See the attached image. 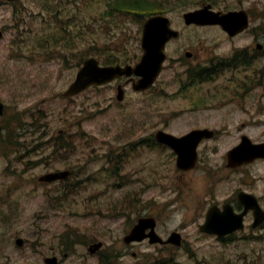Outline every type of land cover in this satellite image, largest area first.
<instances>
[{"label": "rangeland", "instance_id": "374dc122", "mask_svg": "<svg viewBox=\"0 0 264 264\" xmlns=\"http://www.w3.org/2000/svg\"><path fill=\"white\" fill-rule=\"evenodd\" d=\"M69 1L22 0L16 4H0V30L7 28L0 40V97L10 104L12 130L15 124H19L18 120H14L15 116L24 109L31 108V113L22 118L31 129H25L24 142L30 148L39 142L44 144L42 153L31 151L28 154L26 150L16 152L11 143L10 152L4 154V148L10 141L7 137L0 140V264H46L45 258L52 256L59 258V264H98V256L89 255L85 244H77L72 253L71 248L75 246L72 243L68 245L64 240H69L71 230L74 229L92 236L89 241L91 238L101 239L110 250L127 251L128 256L123 264H160L155 257L162 258L161 263L167 260L172 264H245L246 261L250 264H264V242L251 241L239 246L237 243L222 246L213 241V237H206L198 230L203 221L201 216L212 204V199L215 196L224 198L234 186L232 178L218 186L210 185L214 175L218 177L223 174L217 171L223 164L224 154L238 142V135L232 124L231 134L223 133L212 141L208 165L203 161L200 169L191 174L183 175L178 171L176 159L172 157L170 150L146 144L128 146L130 142L148 139L160 129L182 136L192 128L222 127L221 112L201 114L190 111L191 100L206 94L207 87L196 90L197 85L187 86L181 89L184 91L181 96L175 97L181 81L187 82L186 76H183L186 65L175 64L161 76L156 83L154 97L153 94L143 96L129 89L128 98L121 107L113 103L116 102V92L108 88L100 92L91 90L92 92L74 100L62 96L75 79L84 56L105 60L109 55L112 58L118 56L121 61H137L142 55V24L147 19L143 18L144 9L135 11L133 8L129 10L138 13H115L101 19L108 0H79L76 4ZM172 1L176 3L175 0ZM220 1L225 11L252 10L254 15H251L255 18L252 30L258 34L257 38L251 32L231 38L218 27L186 26L183 14L202 7L206 2L194 0L182 7L175 6L169 13L172 26L181 31L180 38L167 45L166 50H169L172 58H185V50L196 52L197 59L194 62L203 59L200 54L209 50L225 53L230 50H246L257 47L258 44L263 46L258 50H264V0ZM50 8H55L54 14L46 12ZM78 8L81 14L74 18L77 25L74 31V48L68 50L66 43L57 50L42 48V34L48 32L50 22L45 20V15L51 19L58 17V14L68 15ZM69 36L72 37L71 33ZM65 55L67 59L64 58ZM260 62L262 64H259V69L262 70L264 57ZM169 63V67L172 66V61ZM225 76L233 78L232 73L226 72ZM244 77L248 75L245 73L239 78ZM165 92L172 96L166 97ZM189 93L194 95H188ZM36 105L38 107L35 109ZM235 120L237 122L238 118ZM35 123L39 128L32 127ZM81 130L86 135L75 137V151L68 156L73 160L71 165L74 170L82 171L84 166L86 176L100 170L103 160L87 163L91 148L103 154L125 155L123 167L119 171L121 175L107 178L104 185L109 183L111 186L116 179L126 182L121 188L109 186L107 195L104 189L102 198L94 197L91 201H111L114 204L119 200H131V196L127 194L135 190L138 193L133 198L136 199L134 207H130V202H127L117 211L127 212L126 214L117 217L86 216L85 213L89 211L69 209L57 201L59 188L51 190L50 197H47L38 183V176L53 167L27 165L30 159L38 160L41 156L51 154V140L61 131L71 134ZM14 137L11 136L12 142L16 141ZM258 137L259 139L254 137L256 141H264V138ZM55 160L57 168L68 169L64 164L66 161ZM74 166H77L76 169ZM110 166L113 167V164ZM252 172L256 177L253 179L254 192L262 195L264 179L257 177L264 172V163H258ZM223 175H232L237 180L242 177L237 172ZM74 179L82 177L72 180ZM253 181L250 180V183ZM100 189L102 186L92 189L80 201H87L91 194L98 196L96 193ZM70 200L77 202L71 197ZM262 201L264 203V198ZM143 213H151L157 218V230L163 236H168L173 231L182 232L189 242V251L186 248L160 250L163 246H151L148 243L137 247L125 245L120 240L122 234L127 232L134 218ZM106 231L109 235L105 234ZM258 232L264 233V229ZM18 238L25 241L23 247L17 246ZM138 251L144 254L134 257L133 253H139ZM241 252L248 258L238 262L237 257Z\"/></svg>", "mask_w": 264, "mask_h": 264}, {"label": "flooded vegetation", "instance_id": "af4514ba", "mask_svg": "<svg viewBox=\"0 0 264 264\" xmlns=\"http://www.w3.org/2000/svg\"><path fill=\"white\" fill-rule=\"evenodd\" d=\"M21 1V0H20ZM19 0L16 2H11V4H16L17 2H20ZM0 4H6L9 5L8 2L0 0ZM7 28L5 27L2 33L5 35ZM57 45V43H54ZM46 48L49 49L51 48V43L47 42L46 43ZM196 51V50H195ZM234 52L233 56L236 55L238 50H231V54ZM186 53V52H185ZM191 56V63L193 68L189 70L188 68L185 69V71L190 72L191 75L193 76H202L204 73L206 74H212L217 71V69H220L224 66H229L230 70H237L239 67L244 66L242 64L243 62L246 65H250L254 60H259V55H252L251 50H242L239 52V54L242 56L241 62H237L236 64H226L224 61L225 57L223 55H220L222 52H218V50H209L208 52L201 53L200 55L203 57V59L198 60L194 62L193 60L197 59L196 52H189ZM243 61V62H242ZM203 62H206V66H204ZM173 66L175 64L178 65H184V58L182 57H177L173 58ZM168 71L167 68L165 67V72ZM184 71V72H185ZM135 78L133 79H127V78H121L118 80H115L113 84L101 87L100 89H110L113 92H118L119 89H123L124 92V98L122 102H119V106H123L124 102L128 98V91L131 89L132 92L137 93L134 88ZM202 83V84H200ZM201 88L207 87V93L200 95L196 97V106L194 107L195 109L193 110V113H201L203 112H221L223 115V120L221 123L222 127L218 128H208L205 126L203 129H209L214 131V137L212 139H217L221 134L223 133H232V128L230 127V124H232L234 130H235V123L236 120L233 122H230V118H235L237 116H243L245 118L251 119L252 121L256 118L264 117V78L261 79H237V78H204L199 80V85ZM95 88L89 89L93 90ZM152 90H157V88L154 86ZM0 100L5 104L6 110L4 111L3 115L0 116V133H4V131H8L9 128H11V118L9 114V109H10V104L6 103L1 97ZM114 103V102H113ZM35 115V114H33ZM38 123V122H37ZM37 123L33 124V128L37 129L39 128ZM29 124L28 123H21L19 128V133L21 136V143L19 144L20 148L19 150H26L28 154L31 153V151H37V153H42L43 152V142H39L36 144V146L30 148L29 145L24 142L25 136V129L30 131L31 129L28 128ZM242 127H245V125H242ZM32 129V130H34ZM37 130H35L36 133ZM39 131V130H38ZM7 133V132H6ZM244 134L240 135L238 142L234 143L229 149H234L241 143V137ZM246 136V135H245ZM59 136L53 137L51 140L52 145L50 146L52 148L51 154L47 155L46 157L41 156L42 158L38 160L30 159L28 161V165H33L35 167H43L44 165H50L53 167V169H48V171L44 174L51 173V172H56L60 171L57 168H55V163L56 160H58V155H59V142H58ZM210 139V140H212ZM54 140V142H53ZM208 140H204L202 142L205 143ZM209 142V141H208ZM47 143V142H46ZM48 147V148H50ZM201 150V149H200ZM211 150L209 148L207 149H202L201 152L199 153V158L201 156V161L202 158L205 157V159L208 157V151ZM104 154H97L95 152V149L93 150V153L90 154V156L97 158L99 156H103ZM25 155V154H24ZM21 160H25V158L20 157ZM106 159V158H105ZM258 161L256 160L253 163H248V164H243L240 167L237 168H226L224 169V172H231V173H240L242 174V177L240 179H235L234 176L232 175H226L229 178H232V182L234 183L233 190L231 194L227 195L226 197L219 198L213 205L217 207V211L221 215H226L228 213H234L236 215H239L243 213L246 209L245 206L240 202L239 199V194L244 191L250 194L257 195L259 202L261 206L264 209V203H263V198H264V193L262 195H258L254 192V181L253 179L256 178L254 173L252 172V169L258 164ZM31 166V167H33ZM26 170V169H25ZM75 170L71 169V175L64 180H58L54 182H40L38 180V183L42 186V191L43 194L47 193V197L49 196V192L53 189L59 188L57 191L59 193L60 189L64 187L68 183V188H72L74 186V172ZM38 176L37 179H39L42 175ZM36 178V177H35ZM104 177L100 176V180H102ZM264 179V177H263ZM250 180L253 181V183H250ZM237 183V184H236ZM41 194V195H43ZM51 204H53V201H51ZM201 219L205 221L206 215L203 214L201 216ZM244 221L246 224V227L244 230L240 231H235L233 233L229 234H214V235H206L207 237H213V241L215 240L218 244L222 246H230L232 244L237 243L239 244L245 243V242H264V233L263 232H258L262 229H264V223L254 227L255 225L253 224L255 222V214L253 211H247V214L244 217ZM201 228V226H200ZM73 231V230H71ZM79 231L73 232L70 237L71 240L74 241L75 238L77 237ZM125 234L120 240H124ZM119 240V239H118ZM145 243V242H143ZM185 244V241H184ZM139 244H135L134 246H137ZM132 246V245H129ZM72 252H75L73 250ZM100 252V251H99ZM109 252V254H108ZM138 254L137 252L133 253V256H136ZM98 264H123V261L126 256H128L127 251H122V252H115L114 250H110V248L105 247V249L99 253L98 255ZM248 258L245 254L242 252L238 255L237 260L240 262L242 259ZM138 264V263H136ZM245 264H250L248 261L245 262ZM261 264V263H260Z\"/></svg>", "mask_w": 264, "mask_h": 264}, {"label": "water", "instance_id": "95a60500", "mask_svg": "<svg viewBox=\"0 0 264 264\" xmlns=\"http://www.w3.org/2000/svg\"><path fill=\"white\" fill-rule=\"evenodd\" d=\"M208 9L209 8L207 7L205 9L186 14V23L189 25H220L230 35H235L246 29L248 26V20L245 13H229L227 15L221 16L218 13L210 12ZM178 36L179 33L170 28V21L168 18L163 16L150 18L145 23L143 30L142 47L144 49V55L139 64H137L135 67H101L97 59L91 58L85 62L84 67L78 73L76 81L70 86L69 90L65 93V96H75L93 85L107 84L116 78L131 75L140 77L138 82L134 85L135 89H148L154 83L162 69L163 62L166 57L164 50L167 43L172 38ZM122 98L123 93L120 92L119 99ZM2 112L3 105L0 103V113ZM157 138L161 142L171 145V147L177 151L179 154V167L189 169L190 167L194 166L195 155L190 153L187 154L184 151L182 143L185 142V139L176 138L175 136L166 134L164 132H159ZM192 149L194 150V147H192ZM68 175L69 172L52 173L42 177L41 180L54 181L65 178ZM251 198L252 199L249 201L250 204H248V206L255 209L257 224H259L264 221V212L260 209L257 200L254 197ZM208 217H212L214 219V221L211 222L213 225L216 224L218 228L222 230L221 232L235 230L238 227V223L242 220V216H239L237 218L233 217L229 221H225L220 216L216 217L214 211L212 210L208 213ZM154 224L155 222L153 219L140 220L139 224L133 229L130 239L142 240L145 237V230H147L149 227L153 228ZM149 236L152 238L151 242L159 241V238L155 235V232L152 231ZM173 238V240L171 239L172 242L175 244H180L179 236L174 235ZM17 243L22 245L23 241L18 240ZM46 261L49 264H56L55 258L47 259Z\"/></svg>", "mask_w": 264, "mask_h": 264}, {"label": "trees", "instance_id": "16d2710c", "mask_svg": "<svg viewBox=\"0 0 264 264\" xmlns=\"http://www.w3.org/2000/svg\"><path fill=\"white\" fill-rule=\"evenodd\" d=\"M161 1L163 0H117V2L119 3V7L121 6V8H119L118 11L125 13L127 11H131L129 10V8H133L134 10H137V11L144 9L143 17H145L155 12V11H152L153 7L155 10H158L159 8H163V3H161ZM177 1L178 2L179 1L189 2L191 0H177ZM79 134H81V136H85L83 132H78L76 136H78ZM60 144H61V147H60L59 155H60V158H63V153H66L67 155L73 147L71 143H68L65 140L63 142L60 141ZM117 168L118 167H116L115 169L117 170ZM114 173H115V170H114ZM116 206L119 207L120 202L116 203Z\"/></svg>", "mask_w": 264, "mask_h": 264}]
</instances>
